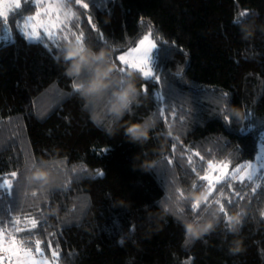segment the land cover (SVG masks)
<instances>
[{"label":"trees","instance_id":"obj_1","mask_svg":"<svg viewBox=\"0 0 264 264\" xmlns=\"http://www.w3.org/2000/svg\"><path fill=\"white\" fill-rule=\"evenodd\" d=\"M88 2L65 6L68 15L54 29L58 46L43 33L37 43L17 32L21 19L37 11L34 0H22L7 21L0 18V175L14 186L12 195L0 190V228L26 245L40 241L58 264H264V171L250 180L228 177L224 187L212 183L211 194L210 182L201 179L212 163L246 167L258 152L264 0H103V10L84 9ZM242 12L248 15L240 25L255 22L247 40L233 24ZM147 32L158 45L159 83L117 59ZM77 37L111 48L121 76L135 73L141 91L120 124L152 117L157 127L147 143L128 142L122 129L110 136L105 125L92 123L91 106L62 65L64 44ZM157 133L165 135L156 139ZM144 160L155 166L143 170ZM34 165L50 168L55 182L29 183ZM193 193L208 197L196 210ZM217 200L227 216L242 211L238 233L228 232ZM214 215L215 230L194 240L186 235L182 221L203 223ZM233 239L240 251L230 253Z\"/></svg>","mask_w":264,"mask_h":264},{"label":"clouds","instance_id":"obj_2","mask_svg":"<svg viewBox=\"0 0 264 264\" xmlns=\"http://www.w3.org/2000/svg\"><path fill=\"white\" fill-rule=\"evenodd\" d=\"M243 33L242 39L247 40L255 31V22H248L240 25ZM264 31V26L261 27ZM62 65L64 75L72 81V88L85 101L86 107L91 106L90 119L97 127L105 125V131L110 136H116L123 130L127 141L133 144L143 145L152 137L153 130L157 127V122L152 117H145L139 121H123L126 114H131L132 105L140 94L137 86L135 73L129 71L121 76L113 63V51L109 47L94 48L83 41H69L63 46ZM85 70L88 76L81 79ZM107 123L105 124V122ZM165 133H157L159 139ZM155 166L154 161L144 160L140 167L148 171ZM55 175L48 167L32 166L26 175L29 183H36L46 186L55 182ZM193 198H202L200 193H193ZM55 215L57 210L52 209ZM264 213V212H262ZM261 213V214H262ZM199 223L195 220L182 221V226L186 235L190 239H199L202 235L215 230L217 219ZM242 211H237L229 216L230 223L228 232L238 233V226L241 223ZM227 242V236L223 237ZM240 241L233 239L229 242V252L240 251ZM123 246V245H121ZM126 264H130L126 261Z\"/></svg>","mask_w":264,"mask_h":264},{"label":"rangeland","instance_id":"obj_3","mask_svg":"<svg viewBox=\"0 0 264 264\" xmlns=\"http://www.w3.org/2000/svg\"><path fill=\"white\" fill-rule=\"evenodd\" d=\"M16 2L17 0H0V10L9 14L10 10L14 8V4ZM20 2H22V0H20ZM34 2L38 5V9L33 15H31L33 19L29 22V28L32 30L34 37L40 38L43 33V27L41 26L42 23H46L49 19H58L60 23L57 26H59L64 21L68 15V11L65 6L68 4L69 0H34ZM50 6L52 10L49 12ZM45 12H49V15H43ZM145 36H147L149 40L145 41V44L141 46L140 41L143 40ZM150 44L157 45V42L152 34L147 32L134 46L120 52L118 56L125 55L132 49L137 48H140L141 52H143L144 50L150 49ZM156 53L157 47L154 48L151 53L150 63H142L141 61L144 60V57L141 53H134V58L129 61L128 66L139 71L140 68H143L144 71H149L151 69L153 77L157 73ZM133 63L138 64L140 67L133 68L131 66ZM248 165H251V167H247ZM248 165L242 169L240 167L232 169L228 165L212 163L211 171L207 175L211 178L209 182L215 183L216 178L224 179L225 177L228 178L231 176H237L240 179H244L248 178L249 175L253 177L254 175L264 171V131L260 134L256 157ZM28 240L30 239L28 238ZM4 249H8V251H4ZM27 249H31V253L26 255L25 250ZM53 255V258L47 256L46 254L40 256L36 252V245H26L25 242L22 239H19L14 232H10L8 227L0 228V256L4 258V264H32L33 261L41 260L43 261V264H58L55 261L56 253L53 252Z\"/></svg>","mask_w":264,"mask_h":264},{"label":"snow or ice","instance_id":"obj_4","mask_svg":"<svg viewBox=\"0 0 264 264\" xmlns=\"http://www.w3.org/2000/svg\"><path fill=\"white\" fill-rule=\"evenodd\" d=\"M108 2L110 3L111 0H108ZM24 3L25 4H30V3H32V0H24ZM69 3L79 4L80 0H69ZM89 4H91L92 7L100 8L101 10H103V0H89L88 3L83 4V8L84 9H88L89 8ZM21 9H22V3L20 2V0H17V2L14 4V11L16 13H19V11ZM51 10L52 9H51V6H50L49 12ZM57 10H58V8H57ZM49 12H45L43 15L48 16ZM247 15H248L247 12L240 13L239 17L233 21V24L235 26H240V24H242L244 22V18ZM0 18H3L5 21H7L9 19V15L5 11L0 10ZM32 19H33V17H31V16H28L26 19L22 18L21 22L16 25L17 26V32H19V34L21 35V37L23 39L26 37L28 41L42 43V41L40 40L39 37H34L32 30L29 28V22H31ZM89 21H91V18H89ZM59 23L60 22H59L58 19H56V20L49 19L46 23H42V25H41L43 27V35H45L48 38V40H50L52 42L53 45H57V46L59 44V37L57 36V32L54 31V29L57 28V25ZM5 31L9 33V36L11 35L10 34V29H8L7 26L5 28ZM65 39H66V37H65ZM77 40L78 41H83L82 37H77ZM148 40H149V38L147 36H145L144 39L140 41L141 46H143L145 44V41H148ZM156 47H157L156 44H150V49L144 50L143 52H141L140 48L132 49L131 51L127 52L125 55L118 56L117 59L120 62H122L124 65H128L129 61L134 58V53H141V55L144 57V60H142L141 62L142 63H150L151 53H152L153 49L156 48ZM49 50L55 56V49H49ZM61 51H62V49H61ZM56 58H58V57H56ZM131 66L133 68H139L140 67L138 64H135V63H133ZM118 71H120L122 74L124 73V69L123 68L118 69ZM140 71L143 72V75H144V77L146 79L152 77L151 69L149 71H144L143 68H140ZM154 78L156 79L157 83H159V76H155ZM145 91H146V89H145ZM161 115H163V111L161 112ZM223 119H224V121L226 123L230 122V117L228 115H225L223 117ZM104 151L106 152L107 149H105ZM210 167H211V165H210ZM243 167H245V166L244 165L240 166L241 169ZM247 167H251V165H248ZM16 176H17L16 172L11 173V177H16ZM201 179L204 180V181H210L211 178L209 176L205 175ZM227 179H228L227 177H225L224 179L216 178V184H219L220 187L227 186ZM248 179L249 180L251 179V175H249ZM200 186H202V185H194V188H198ZM2 189H7L8 190V194L12 195L13 190H14V186H13V183L11 182L10 179L5 178L2 175H0V190H2ZM214 190H217L215 185L210 183L209 184V194H211ZM256 191H258V190H256V189L253 190V194L254 195H255ZM261 194L264 195V191H261ZM181 195H183V193H181ZM221 195H223L222 192H221ZM232 195L235 196L238 200L244 198L243 196H241L239 191H234L232 193ZM202 199L206 201L208 199V197L204 196V197H202ZM227 202L231 206L236 201L228 200ZM200 203H201V199H196L192 203V209L196 210L200 206ZM216 203L219 204L220 212L223 213L227 217V221L230 222V218H229V216H227V212L225 210L224 204L221 203L219 200H217ZM9 211H11V210H9ZM2 215H3V213H0V216H2ZM261 215H264V213H262ZM35 243H36V252L40 256H43L44 253H43V251L41 250V247H40L41 242L40 241H36ZM121 243H122V241H121ZM4 251H8V249H4ZM30 253H31V249L25 250V254L26 255L30 254ZM0 264H4V258L2 256H0ZM32 264H43V261L42 260L41 261H33Z\"/></svg>","mask_w":264,"mask_h":264}]
</instances>
